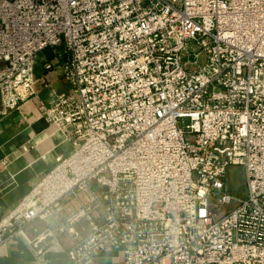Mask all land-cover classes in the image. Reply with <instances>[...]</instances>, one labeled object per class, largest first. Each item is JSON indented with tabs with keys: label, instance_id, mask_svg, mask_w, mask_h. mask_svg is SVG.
Masks as SVG:
<instances>
[{
	"label": "built area",
	"instance_id": "built-area-1",
	"mask_svg": "<svg viewBox=\"0 0 264 264\" xmlns=\"http://www.w3.org/2000/svg\"><path fill=\"white\" fill-rule=\"evenodd\" d=\"M57 46L44 77L60 68L70 90L37 111L71 149L0 219V245L40 254L67 234L71 264L105 249L123 264H264V0H0V117L36 96L37 56ZM229 165L244 198L223 191ZM214 190L235 204L218 217Z\"/></svg>",
	"mask_w": 264,
	"mask_h": 264
},
{
	"label": "crops",
	"instance_id": "crops-1",
	"mask_svg": "<svg viewBox=\"0 0 264 264\" xmlns=\"http://www.w3.org/2000/svg\"><path fill=\"white\" fill-rule=\"evenodd\" d=\"M44 60L48 59L37 56L36 96L20 109L0 117V219L8 215L43 174L55 165L58 156L68 154L71 149L62 133L48 125L37 111L38 104L48 102L54 92L70 90V85L60 77L57 69L44 77ZM78 206L76 199L63 202L61 218ZM54 222L53 218L34 220L27 224L25 233L33 239ZM74 227L82 235L88 232L85 220H80ZM40 246H45L43 252L35 254L22 237L14 236L0 245V264H71L67 259V248L70 246L67 234L60 235L55 244L40 243ZM92 264H123L122 252L105 249Z\"/></svg>",
	"mask_w": 264,
	"mask_h": 264
},
{
	"label": "rangeland",
	"instance_id": "rangeland-1",
	"mask_svg": "<svg viewBox=\"0 0 264 264\" xmlns=\"http://www.w3.org/2000/svg\"><path fill=\"white\" fill-rule=\"evenodd\" d=\"M60 52H62V46H57L53 49L46 48L39 55H42L44 58L57 63L60 62ZM199 63H203V59H199ZM56 71H58L60 77L62 78V70L58 68ZM94 184L93 186H95ZM223 191L235 196L236 198L246 197L247 186L242 166L229 165L226 168ZM213 192L214 193L209 199V205L216 217L223 215L234 207V201L230 204H222L217 207V199L220 194L218 190H214ZM79 197L82 199V201H86V198L82 193H79Z\"/></svg>",
	"mask_w": 264,
	"mask_h": 264
}]
</instances>
